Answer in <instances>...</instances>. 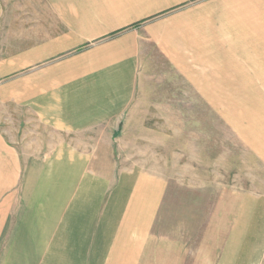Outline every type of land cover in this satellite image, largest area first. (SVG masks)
I'll list each match as a JSON object with an SVG mask.
<instances>
[{
    "label": "rangeland",
    "instance_id": "obj_1",
    "mask_svg": "<svg viewBox=\"0 0 264 264\" xmlns=\"http://www.w3.org/2000/svg\"><path fill=\"white\" fill-rule=\"evenodd\" d=\"M36 2L46 10L43 0H6L0 57L30 49ZM43 24L35 29V42L46 38V18ZM53 31H61L60 25ZM151 64L144 71L149 75L137 78L134 93H82L73 91L81 87L66 78H54V91L38 94L39 110L31 108L36 94L30 92L19 100H0V131L18 150L23 170L6 194L0 260L38 259L43 253L42 259L70 264H197L206 255L200 245L223 185L238 182L264 192L262 167L240 134L252 130L250 139L264 138V61L262 75L241 67L230 79L208 78L207 92H199L168 62ZM17 72L12 84L29 88L30 68ZM20 77L24 85L17 83ZM128 80L101 77L98 88L117 90ZM111 97L132 105L105 109ZM91 104L103 113L96 123L71 124L65 117ZM111 111L113 116L105 117ZM148 180H163L166 192L146 248L133 260L112 239L125 217L122 207L138 204L132 192L147 189L142 182Z\"/></svg>",
    "mask_w": 264,
    "mask_h": 264
},
{
    "label": "crops",
    "instance_id": "obj_2",
    "mask_svg": "<svg viewBox=\"0 0 264 264\" xmlns=\"http://www.w3.org/2000/svg\"><path fill=\"white\" fill-rule=\"evenodd\" d=\"M43 2L46 10L40 11L37 2L31 10V30L35 34L32 33L34 42L30 49L14 56L0 57L2 101L19 100L23 92H30L36 94V103L32 102L31 108L39 110L38 94L53 92L54 78H66L71 84L81 87L73 91L82 93H134L137 91V78L149 75L144 71L151 69V62H168L198 87L199 92L209 91L205 88L210 86L208 78L221 76L230 79L238 74L236 69L241 67H247L248 71L259 69V75L263 74L264 0ZM5 4L6 0H0V43L2 28L6 27L3 23L7 20ZM44 12L46 17L42 15ZM43 18H46V38L35 42L38 34L35 29L44 28ZM59 25L61 31L52 33L51 29ZM241 62H244L243 66ZM26 67L30 68L26 78L30 82L29 88L19 89L12 84L11 76H17V71ZM101 77L129 80L121 83L120 89L115 90L111 86L99 90L98 79ZM23 80L20 77L17 83L24 85ZM90 84L96 89H87ZM110 100L105 101V109L132 105L128 101L113 100V97ZM210 107L227 106L212 104ZM96 108L94 104L88 107L80 105L65 117L72 119L71 124L96 123L103 116ZM107 116H113V111L105 113ZM250 131L240 134L264 174V138L253 141L248 135ZM21 172L18 150L0 131V235L8 220L6 194L18 185ZM142 184L147 189L132 192L138 204L122 207L125 217L117 222L118 232L112 239L115 248L132 255L133 260L140 258L146 248L152 223L166 192L163 180H148ZM128 211H133L132 221ZM207 218L200 245L206 255L198 257L197 264H264V192L248 190L238 182L225 183ZM45 236H40L39 244ZM43 256L42 253L38 259L0 260V264L71 262L67 259H42Z\"/></svg>",
    "mask_w": 264,
    "mask_h": 264
}]
</instances>
